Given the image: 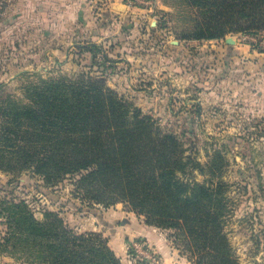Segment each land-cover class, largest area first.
<instances>
[{
	"label": "rangeland",
	"instance_id": "374dc122",
	"mask_svg": "<svg viewBox=\"0 0 264 264\" xmlns=\"http://www.w3.org/2000/svg\"><path fill=\"white\" fill-rule=\"evenodd\" d=\"M194 4L0 0V264H45L24 252L23 208L39 221L53 211L79 233H101L124 264L191 263L183 233L146 223L122 202L85 203L70 179L46 185L14 150L23 146L28 87L83 73L183 141L202 164L197 180L226 201L236 264H264V29L188 38L203 19Z\"/></svg>",
	"mask_w": 264,
	"mask_h": 264
},
{
	"label": "trees",
	"instance_id": "16d2710c",
	"mask_svg": "<svg viewBox=\"0 0 264 264\" xmlns=\"http://www.w3.org/2000/svg\"><path fill=\"white\" fill-rule=\"evenodd\" d=\"M186 1L203 13L188 38L264 29V0ZM28 95L23 146L13 148L46 185L70 179L72 194L85 203L122 202L146 223L183 233L190 264H236L224 230L226 201L213 184L197 180L202 164L185 154L176 134L133 113L90 74L31 85ZM216 166L209 162L210 172ZM23 249L45 264H124L101 233H79L53 211L39 221L23 208Z\"/></svg>",
	"mask_w": 264,
	"mask_h": 264
},
{
	"label": "crops",
	"instance_id": "0c3cea01",
	"mask_svg": "<svg viewBox=\"0 0 264 264\" xmlns=\"http://www.w3.org/2000/svg\"><path fill=\"white\" fill-rule=\"evenodd\" d=\"M115 252V251H114ZM117 254V253H116Z\"/></svg>",
	"mask_w": 264,
	"mask_h": 264
}]
</instances>
